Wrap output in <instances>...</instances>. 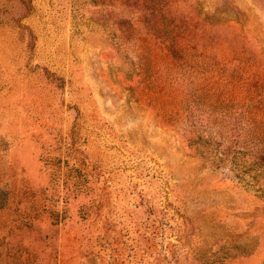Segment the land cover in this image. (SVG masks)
<instances>
[{
	"label": "rangeland",
	"instance_id": "rangeland-1",
	"mask_svg": "<svg viewBox=\"0 0 264 264\" xmlns=\"http://www.w3.org/2000/svg\"><path fill=\"white\" fill-rule=\"evenodd\" d=\"M0 264H264V0H0Z\"/></svg>",
	"mask_w": 264,
	"mask_h": 264
}]
</instances>
